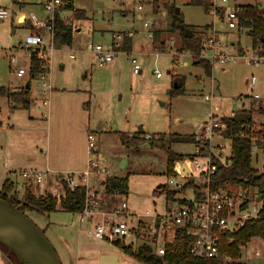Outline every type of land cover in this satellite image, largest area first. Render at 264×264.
<instances>
[{"label": "rangeland", "instance_id": "rangeland-1", "mask_svg": "<svg viewBox=\"0 0 264 264\" xmlns=\"http://www.w3.org/2000/svg\"><path fill=\"white\" fill-rule=\"evenodd\" d=\"M41 1L21 0L24 4L21 6L22 9H19V5L12 0H0V5L6 6L12 13L9 18L0 21V85L10 88L22 87L30 80V99L33 106L43 110L44 107L50 108L49 105L44 106L43 101L46 99L50 102L51 95L41 93L43 80L40 76L30 77L26 69L30 65V54L20 46V40L23 41L30 35L28 27L21 19L33 13L38 16L45 15ZM145 1H143V15L144 21L149 22L147 27L144 26V21L137 18L133 0L124 2L74 0V7L85 11L88 18L84 21L75 18L74 10H65L61 13V17L67 21L72 19V25H79L83 30L74 46H56L47 75L48 83L53 86V90L75 88L81 91L73 93L76 97H73L74 102L77 101V97H84L85 102L88 101L89 96L91 97V125L97 139L92 158L97 159L98 152V159L103 168L109 169L105 166H110L114 174L129 177L127 196L108 195L105 186L104 189L101 186V189L107 196L112 197V202L117 204L126 202L132 213L140 215H144L147 211L162 213L165 210L166 195L161 192V186L170 185L167 175L168 146L147 138L130 140L124 145L119 133L106 134L98 130V124L103 125V131L113 128L119 130L118 132L129 133L144 128L145 133L152 134L167 131L190 134L196 131V126L206 118L209 111L210 102L205 99L206 95L215 94L214 103L222 105L220 112L225 114L241 108V104L235 101L239 97L249 95L245 96L246 106L255 108L253 120L258 129H264V115L259 111V105L251 100L246 83L248 77L257 76L259 79L257 89L264 95V64L257 65L248 61V58L255 53L252 38L248 33L229 30L225 23L217 22L219 36L223 43L229 46L228 50L238 51L241 46L245 54L233 63L215 62L212 64L213 70L209 76L202 66L193 64L190 51L180 54L181 61L186 62V65L182 66L177 64L179 56H173L174 53L168 52L170 47L174 49L173 51H177L181 45V37L179 31L170 32L169 24L173 21V15L165 5L180 8L185 24L196 27L198 34L204 25L214 20V16L202 5L190 4V0H157L154 5ZM234 3L257 4L264 11V0H230V4ZM20 12L25 14L20 15ZM133 29L136 30V35L132 38L135 40V53L138 54L142 65L140 74L133 73V65L127 53L120 52L116 56L114 63L117 67H113V71L108 65L101 67L95 63V55L90 51L89 43L106 47L113 42L116 32L122 31L125 34V31ZM149 33L153 36L150 37ZM146 43L147 48L142 49ZM232 43L234 46L231 45ZM163 50L166 52H162ZM23 67L27 73L23 77H17L14 69ZM155 70L160 71L162 76H157ZM177 77H184L185 91L181 95L171 97L169 90ZM6 100V97L0 96V118H2L1 111L4 114L7 110L6 105L2 104L6 103ZM262 105L264 106V103ZM46 115L48 116V113ZM42 122L46 123L45 120ZM66 126L64 135L75 133V126L73 128L69 124ZM53 133L54 131L52 136ZM220 143L227 146L226 154L230 156L231 141L224 140ZM172 150L177 154L186 155L194 153L195 148L192 143H176L172 145ZM252 165L257 168L264 167V151L259 153L258 157L256 154L253 155ZM112 171L109 176L114 175ZM174 175L180 178L179 175ZM59 192L56 189L53 194L58 197ZM53 213L28 212V215L34 223L45 230L55 249L61 252L58 241L74 229L72 224L77 227L76 217L71 212ZM118 219L127 220L125 217ZM47 224L50 230L46 229ZM55 231L66 233L64 236L62 233L52 235ZM89 237L94 243L103 241ZM69 242L71 247L74 246V239ZM131 242H134L132 245L135 248L142 243L139 239L127 238L125 245ZM104 244L108 245L107 242ZM0 248L3 250L1 245ZM257 250L261 255L255 254ZM3 252L9 259V255L4 250ZM241 255V260L249 264H264V240L259 237L253 238L241 248ZM9 260L13 263L11 259ZM127 260L129 264H138L132 258L128 257Z\"/></svg>", "mask_w": 264, "mask_h": 264}, {"label": "built area", "instance_id": "built-area-1", "mask_svg": "<svg viewBox=\"0 0 264 264\" xmlns=\"http://www.w3.org/2000/svg\"><path fill=\"white\" fill-rule=\"evenodd\" d=\"M143 1L133 0L134 11L136 16L140 15V18H137L141 21H144ZM206 2L207 11L214 16V20L202 40V52L192 53V58L193 60H206L212 64L215 62L233 63L243 57L245 51L240 53L228 50L229 46L223 43L219 36L217 22L225 23L229 30H235L238 33L247 32V27L239 24L242 7L240 4H230V0H206ZM67 4L68 0H47L43 5L45 15L38 16L33 13L28 18L36 32L28 35L20 44L23 49L29 51L30 55L34 52L39 53L42 68L45 70L39 75L43 80L41 93L44 94L52 90L47 75L50 71L51 56L56 49L57 15L65 11L63 9ZM10 16L8 9L0 7V21ZM68 23L73 24V20L69 19ZM144 26H149V22L144 21ZM135 35L136 30L134 29L125 31V34L122 31L116 32L113 42L106 47L89 43L88 47L95 54L96 64L102 67L112 63L121 52L119 47L125 38L132 39ZM149 36L152 37V33H149ZM231 45L234 46L233 43ZM173 50L172 47L168 48L169 53H174L173 56H179L177 64L186 65V62L180 59V54L183 53ZM254 50V55L248 58V61L257 65L264 64V56L260 54L262 49ZM127 54L133 65L134 74H140L142 65L138 54L131 53V51ZM14 73L21 77L26 73V69H14ZM155 73L159 77L162 76L158 70H155ZM258 82V77L252 75L247 78L246 83L250 90L251 100L261 106L264 103V95L257 89ZM245 96L235 101L241 104V108L231 110L228 114L221 113L222 105L214 103L215 94L205 96V99L210 102V108L206 118L197 126L193 134L192 144L195 151L188 154L177 165L176 174L180 178L175 175L168 177L170 185L167 186L174 191V194L166 198L165 210L162 213L147 211L144 215L134 214L126 202H122L110 212L96 208L98 192L90 184L91 175H109L111 171L103 168L98 159L92 158L96 148V138L92 132L88 133V149L91 157L87 169L82 172L62 173L56 182L57 190L60 191L58 198L65 196V187L74 190L85 186V205L78 215L80 221H90L96 214L101 216V221L88 230L89 234L97 240L120 239L125 241L127 238H133L144 242L149 241L155 245V254L162 257L166 253L167 244L173 243L176 233L182 230L189 238L188 254L190 256L206 260L230 261V256L221 254V246L225 237H228V243H232L234 238L231 235L247 222L257 219L261 212V201L255 199L256 194L252 187H235L221 173L222 167L229 166L232 156V148L228 156L227 146L220 143V141L230 140L232 145V138L227 134L229 126L225 118H234L239 110L252 108L250 105L246 106ZM44 103L47 105L49 102L45 100ZM240 134L251 139L253 155L256 154L258 157L259 153L264 151V137L248 135L242 130ZM146 137L158 138V135H147ZM50 172V169L25 170L21 172V175L27 180L41 181ZM120 217H125L127 220H119ZM255 254L261 255L259 250Z\"/></svg>", "mask_w": 264, "mask_h": 264}, {"label": "trees", "instance_id": "trees-1", "mask_svg": "<svg viewBox=\"0 0 264 264\" xmlns=\"http://www.w3.org/2000/svg\"><path fill=\"white\" fill-rule=\"evenodd\" d=\"M151 5L157 0H146ZM190 4L202 5L207 11L206 0H190ZM169 12L173 15V21L169 24L170 32L179 31L181 37V45L177 48L178 53L190 51L194 54L202 52V40L207 35L210 25L202 27L200 33H197L196 27L185 24L184 20L180 21L181 13H175L174 6L165 5ZM242 11L239 14V24L247 27V33L252 38L253 48H260V54L264 56V11H262L257 4L241 5ZM64 10H74V16L77 19H85V11L76 9L74 7V0H68V4ZM158 10V9H156ZM191 30V31H190ZM74 25L68 23L60 14L57 15L55 39L56 46L72 45V34ZM36 32V31H35ZM186 32L192 33L187 35ZM124 50L131 51L133 39L125 38ZM240 45V43L238 42ZM238 47V45H237ZM238 51L242 53L243 48L239 46ZM194 64L202 66L206 73L211 76L213 66L212 63L206 60L194 59ZM29 74L31 78L39 76L45 70L42 68V62L39 58V53L34 52L30 55ZM177 88L173 85L169 90L171 97L181 95L185 91V79L177 77ZM31 81L29 86L25 85L19 90H13L10 87L0 85V96L7 97L12 103L13 108H29L32 104L30 99ZM255 108L239 110L234 118H225L227 120L229 130L228 136L232 138V156L229 166L221 168L222 176H224L232 185L252 187L258 199L262 196L261 212L257 219L247 222L243 227L238 229L231 236L234 238L232 243H228L227 236L221 246V254L230 256L231 260L223 262L213 259H200L192 257L188 254L189 238L186 233L179 230L176 233V238L173 243H168L166 246V253L160 257L155 254V245L149 241H142L138 248H135L131 243L125 245L124 240L113 239L110 240L114 245L124 251L125 254L132 257L139 264H249L241 260V248L249 243L253 238L259 237L264 240V167L257 168L252 165L253 143L250 138L242 136L241 130L248 135H256L264 137V129H258L257 124L253 120ZM259 111L264 115V106H259ZM261 128V127H260ZM124 145L128 141H135L139 138H146V133L138 131L130 138L127 133L118 132ZM158 138H147L152 141L160 142L164 146L167 145L168 159H167V175L176 174L177 165L183 161L188 154H177L172 150V145L176 143H193V135H183L173 133L171 131L160 132ZM105 191L108 195L120 194L127 196L129 194V177L112 175L105 179ZM65 196L58 198L57 195L45 193L43 195H35L32 191V185L27 184L23 191L15 189V182L7 179L0 189V200H5L14 210L23 212L28 215V212H39L42 214H50L57 212L60 209L63 211L78 214L82 211L86 200V188L80 186L74 190L65 187ZM161 192L165 193L166 198L173 196L174 191L167 185L161 186ZM41 229V228H40ZM42 230V229H41ZM45 234V230H42ZM3 250L9 255V259L14 264H27L20 259L12 250H10L4 243L0 241Z\"/></svg>", "mask_w": 264, "mask_h": 264}, {"label": "crops", "instance_id": "crops-1", "mask_svg": "<svg viewBox=\"0 0 264 264\" xmlns=\"http://www.w3.org/2000/svg\"><path fill=\"white\" fill-rule=\"evenodd\" d=\"M12 1L19 5V9H22L21 6H23L24 2H21V0ZM46 1L47 0L41 1L42 7ZM0 7L8 9L6 6L0 5ZM24 14L25 13L20 12V15ZM29 16L30 15H25L21 21L23 20L31 34L35 32V29H33L28 21ZM137 17L140 18V15ZM86 18H88L87 14ZM85 19H81V21H84ZM211 24L212 22L207 25ZM82 30L83 28L79 27V25H74L72 46L76 44V39L80 37ZM124 42L121 43L119 49L121 50V53H128L129 51H125L123 48ZM147 46L148 45L146 43V46L143 45L142 49H146ZM134 47L135 40H133L131 50L132 52H135ZM122 61H124V59H122ZM114 64V61L108 64L109 67H112V71L113 67H117V64ZM26 69H29V67ZM20 88L21 87L18 86L12 89L19 90ZM53 89L54 88L52 86V90L49 92L51 95L49 100L50 102L47 104L50 106L49 109H46L45 107L43 110L37 109V107L33 106V103L30 104L29 108H13L12 103L7 97L6 103H2L3 105H6L7 110L4 114L1 111L2 118H0V189L2 188L4 182L7 179H10L15 182V189L17 191H23L25 185L30 184L32 185L33 193L40 196L48 192L53 193L57 189L56 182L62 173L82 172L87 169L91 157L88 149V133L92 132L94 135H96L91 125V97L89 96L87 102H85L84 97H77V101L74 102L73 97L75 96H73V93L81 92L78 91V89ZM45 100L43 101L44 106H46L44 103ZM46 113H48V116ZM1 119H4V121ZM42 120H45L46 123H43ZM68 124L72 128L75 126V133H67L64 135L63 132H66V125ZM98 125V130L105 132L106 134H113L116 132L118 133L119 131L117 129L113 130V128L103 131V125ZM143 129L144 128H140L139 131H142ZM53 131L54 136H52ZM135 132L136 131H131L127 134L128 136L132 137ZM195 132L196 131H193L190 134H184L180 132L173 133L193 135ZM158 133L160 132H155L154 134L146 132V136L156 135ZM96 156L98 159V152L96 153ZM105 167L111 169L110 166ZM46 169H50L51 172L48 173L41 181H36L34 179L27 180L21 175V172L25 170ZM112 174H114L113 171ZM108 176L109 175L105 174H93L91 175L90 184L98 192L96 208L110 212L118 207L119 204L112 202V197L107 196L103 190L105 179ZM97 184L100 186H97ZM101 186L103 189H101ZM63 213L69 214L70 212L63 211L61 209L55 212V214ZM74 214L76 217L77 227L72 224L74 229H72L70 233H67V235L59 241L55 238L56 236L54 237L58 241L61 248V252H58L57 250L56 251L62 261V264H129L127 259L128 257L129 259L132 257L125 254L122 249L114 245L110 240H104L102 242L98 241L94 243L89 237L91 235L89 234L88 230L95 224L99 223L102 219L99 214H96L90 221H80L79 215L76 213ZM46 229L50 230L49 224L46 225ZM55 233H62L64 236L66 232L55 231L52 232V235H55ZM73 239L74 246L71 247L69 245V241ZM105 242H107L108 245L104 244ZM134 261L137 262L136 260ZM0 264H13L4 255V252L1 248Z\"/></svg>", "mask_w": 264, "mask_h": 264}, {"label": "water", "instance_id": "water-1", "mask_svg": "<svg viewBox=\"0 0 264 264\" xmlns=\"http://www.w3.org/2000/svg\"><path fill=\"white\" fill-rule=\"evenodd\" d=\"M180 12V8L176 7L175 13L178 15ZM180 21H183L182 17ZM186 34L192 35L188 32ZM178 86V81H174V87ZM257 201H262V196ZM0 241L27 264H62L54 245L40 227L30 217L12 209L9 203L2 199L0 200Z\"/></svg>", "mask_w": 264, "mask_h": 264}]
</instances>
